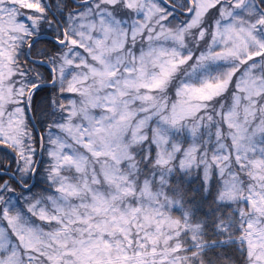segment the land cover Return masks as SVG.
I'll return each instance as SVG.
<instances>
[{
    "label": "snow or ice",
    "instance_id": "1",
    "mask_svg": "<svg viewBox=\"0 0 264 264\" xmlns=\"http://www.w3.org/2000/svg\"><path fill=\"white\" fill-rule=\"evenodd\" d=\"M0 264H264V0H0Z\"/></svg>",
    "mask_w": 264,
    "mask_h": 264
}]
</instances>
